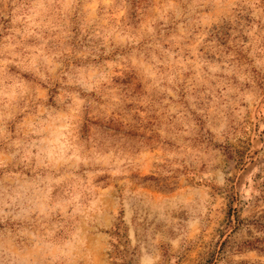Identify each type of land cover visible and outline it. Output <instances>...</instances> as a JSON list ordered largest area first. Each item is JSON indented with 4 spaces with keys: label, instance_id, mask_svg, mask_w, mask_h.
<instances>
[{
    "label": "rangeland",
    "instance_id": "1",
    "mask_svg": "<svg viewBox=\"0 0 264 264\" xmlns=\"http://www.w3.org/2000/svg\"><path fill=\"white\" fill-rule=\"evenodd\" d=\"M0 264H264V0H0Z\"/></svg>",
    "mask_w": 264,
    "mask_h": 264
}]
</instances>
